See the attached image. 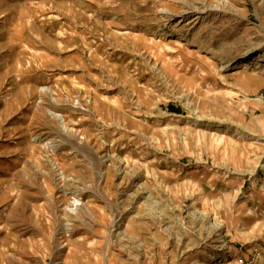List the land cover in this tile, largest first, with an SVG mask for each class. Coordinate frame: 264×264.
I'll return each mask as SVG.
<instances>
[{
    "label": "rangeland",
    "instance_id": "rangeland-1",
    "mask_svg": "<svg viewBox=\"0 0 264 264\" xmlns=\"http://www.w3.org/2000/svg\"><path fill=\"white\" fill-rule=\"evenodd\" d=\"M252 58L264 0H0V264H264Z\"/></svg>",
    "mask_w": 264,
    "mask_h": 264
},
{
    "label": "bare ground",
    "instance_id": "bare-ground-1",
    "mask_svg": "<svg viewBox=\"0 0 264 264\" xmlns=\"http://www.w3.org/2000/svg\"><path fill=\"white\" fill-rule=\"evenodd\" d=\"M207 7V6H206ZM196 9V8H195ZM205 10H203V11H200V9H196L195 10V12L196 13H198V14H203V13H205V12H209V11H215L216 9H214L213 7H207V8H204ZM184 13L185 12H187L186 10H184L183 11ZM163 13H169V12H167V10L165 11V12H163ZM188 14H190V13H185L182 17H180L181 19H182V21L183 20H185L186 19V17H187V15ZM179 17V16H177V15H172L171 17ZM196 20H198V17L194 20V21H196ZM257 62L258 64H259V66L260 67H264V62L263 61H261V60H258L257 58H255V59H249V60H244V61H242V63H239L234 69H236V68H242L244 65H248V66H250L251 64H253V62ZM42 92H49V90H42ZM222 250V249H221ZM235 262H231L230 264H234Z\"/></svg>",
    "mask_w": 264,
    "mask_h": 264
},
{
    "label": "built area",
    "instance_id": "built-area-1",
    "mask_svg": "<svg viewBox=\"0 0 264 264\" xmlns=\"http://www.w3.org/2000/svg\"><path fill=\"white\" fill-rule=\"evenodd\" d=\"M75 102H77V109H78V110H85V109H84L85 106L82 105V103H79L77 100H76Z\"/></svg>",
    "mask_w": 264,
    "mask_h": 264
}]
</instances>
